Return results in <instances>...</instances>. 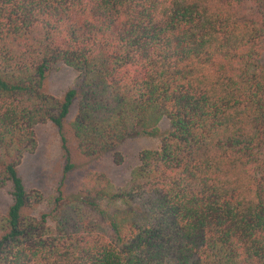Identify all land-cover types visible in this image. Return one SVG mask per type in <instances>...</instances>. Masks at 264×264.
Listing matches in <instances>:
<instances>
[{
  "label": "trees",
  "instance_id": "trees-1",
  "mask_svg": "<svg viewBox=\"0 0 264 264\" xmlns=\"http://www.w3.org/2000/svg\"><path fill=\"white\" fill-rule=\"evenodd\" d=\"M45 124L51 196L18 173ZM4 188L0 264H264V0H0Z\"/></svg>",
  "mask_w": 264,
  "mask_h": 264
},
{
  "label": "rangeland",
  "instance_id": "rangeland-1",
  "mask_svg": "<svg viewBox=\"0 0 264 264\" xmlns=\"http://www.w3.org/2000/svg\"><path fill=\"white\" fill-rule=\"evenodd\" d=\"M76 78V73L67 67H61L51 73L45 81L44 91L55 97H61L70 88ZM156 136L143 137L127 146L126 154L131 156L127 164L112 171V179L120 185L128 176V166L132 164L135 155L142 149H155L159 146L163 132L167 130V123L161 122ZM38 147L33 154L26 155L18 168L26 190H39L46 196L54 194L55 187L61 179L63 165L60 140L57 129L51 124H45L37 129ZM80 178L74 176L66 182V190H71ZM11 204L9 189H0V212L5 214Z\"/></svg>",
  "mask_w": 264,
  "mask_h": 264
}]
</instances>
